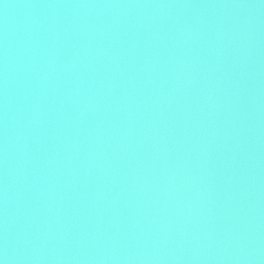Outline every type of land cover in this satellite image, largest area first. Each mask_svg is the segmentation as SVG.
<instances>
[{"label": "water", "instance_id": "95a60500", "mask_svg": "<svg viewBox=\"0 0 264 264\" xmlns=\"http://www.w3.org/2000/svg\"><path fill=\"white\" fill-rule=\"evenodd\" d=\"M2 264H264V0H0Z\"/></svg>", "mask_w": 264, "mask_h": 264}, {"label": "snow or ice", "instance_id": "6c2138e0", "mask_svg": "<svg viewBox=\"0 0 264 264\" xmlns=\"http://www.w3.org/2000/svg\"><path fill=\"white\" fill-rule=\"evenodd\" d=\"M0 264H2V262H0Z\"/></svg>", "mask_w": 264, "mask_h": 264}]
</instances>
